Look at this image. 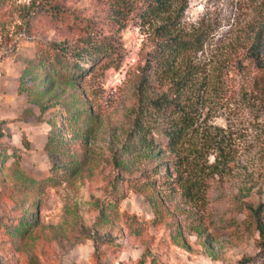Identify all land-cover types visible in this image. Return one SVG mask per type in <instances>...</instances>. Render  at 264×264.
I'll use <instances>...</instances> for the list:
<instances>
[{
	"label": "rangeland",
	"instance_id": "1",
	"mask_svg": "<svg viewBox=\"0 0 264 264\" xmlns=\"http://www.w3.org/2000/svg\"><path fill=\"white\" fill-rule=\"evenodd\" d=\"M263 9L169 0L140 20L111 0H0V264L263 262ZM169 40L191 46L165 64ZM57 52L60 75L41 70ZM29 64L50 90L35 103ZM160 97L191 117L177 144L147 112Z\"/></svg>",
	"mask_w": 264,
	"mask_h": 264
},
{
	"label": "trees",
	"instance_id": "2",
	"mask_svg": "<svg viewBox=\"0 0 264 264\" xmlns=\"http://www.w3.org/2000/svg\"><path fill=\"white\" fill-rule=\"evenodd\" d=\"M114 5L117 7V9H120L121 11H126L129 14L133 15L135 19L140 20H146L158 15H161V13L165 12L169 7V0H111ZM48 4V3H47ZM43 5V4H42ZM37 9H39L42 13L47 12L53 20H63L64 17L61 16V13L59 10L55 9L54 6L49 5H39L37 6ZM263 12V19H264V9ZM263 33V31H260ZM260 32L257 33V38L260 39ZM191 45H187L185 42H179L177 40H169L166 42L165 50L168 51V54H165L162 56V62L165 64H169L167 58L175 57L178 51H181L185 47H190ZM56 59L54 62L47 63L45 58L42 56L40 57V60L38 62V66H40L41 70L46 69V71L52 70L56 75H60V70L63 68L64 56L61 55L59 52L56 54ZM77 66L76 62L74 63L73 67L70 68L74 73L76 71L74 70V67ZM35 66H32V64H29L25 67V69L22 71L21 77H20V84H19V92L24 93L27 95V99L31 103H35L38 101L39 98H37V95H43L45 93H48L50 90H35L34 88L30 87L33 85H36V77L32 74ZM75 75V74H72ZM71 74H66V78H68L69 82H73L74 79H76V76H72ZM47 83L51 82V84L54 82V79L48 80ZM30 83V84H29ZM150 108L147 109L148 114L153 115L155 120L157 122L156 125H154L153 128L160 127L162 128L163 133L168 137L171 144H177L179 142V139L182 135V130L187 128L189 126V121L191 120V117H188L187 115L184 117L181 116V114L185 113V107L181 106L180 103L176 100H168L164 97H160L157 99H153L149 103ZM42 109H45L43 106H41ZM144 126H138L139 129V135L137 137L142 139V141H146L148 139L147 135L149 134L148 131L145 132ZM150 132H152L150 130ZM3 135L0 134V146L2 145V139ZM151 141V140H150ZM148 142V141H146ZM5 159V158H4ZM29 220L26 218H22L19 222L16 228L14 230H5L11 238H19L20 234L22 233V236L27 232V228H25V225H29ZM21 236V237H22ZM257 264H264V261H259Z\"/></svg>",
	"mask_w": 264,
	"mask_h": 264
}]
</instances>
